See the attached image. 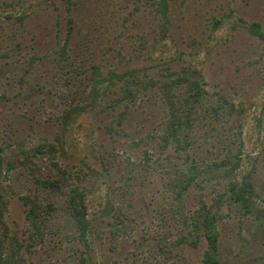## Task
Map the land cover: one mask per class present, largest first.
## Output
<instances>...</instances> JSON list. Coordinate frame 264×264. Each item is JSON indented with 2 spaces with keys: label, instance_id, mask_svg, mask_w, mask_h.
I'll return each mask as SVG.
<instances>
[{
  "label": "rangeland",
  "instance_id": "rangeland-1",
  "mask_svg": "<svg viewBox=\"0 0 264 264\" xmlns=\"http://www.w3.org/2000/svg\"><path fill=\"white\" fill-rule=\"evenodd\" d=\"M136 76L148 88L124 98ZM193 81L205 101L181 149L165 131ZM51 157L84 192L85 240L31 218ZM247 182L252 213L219 208L220 264H264V0H0V264H203L198 211Z\"/></svg>",
  "mask_w": 264,
  "mask_h": 264
},
{
  "label": "trees",
  "instance_id": "trees-1",
  "mask_svg": "<svg viewBox=\"0 0 264 264\" xmlns=\"http://www.w3.org/2000/svg\"><path fill=\"white\" fill-rule=\"evenodd\" d=\"M251 32L257 33L258 31L252 30ZM148 85L139 76L126 79L122 85L124 98H136L143 89L148 88ZM200 88L198 81H193L187 86L178 102L174 103L180 107V110L174 112L167 122L166 138L172 139L181 149H187L192 143L193 112L199 104L205 101ZM209 107L218 120L229 119L234 111L233 105H229L227 101L223 102L221 99L211 102ZM235 165L236 163H233L229 171H232L236 167ZM192 180L193 176L180 171L169 177L167 189L176 197H180L189 188ZM37 183L34 195L25 197L26 203L30 205L33 222H36L40 216L47 215L49 217L46 221L48 226L53 225L68 237L85 240L89 219L84 203V192L75 185L72 173L63 168L54 157H51L44 176L37 179ZM253 193L254 188L250 182L242 186L231 183L229 191L227 189L219 191L215 199L216 205H213L214 208L205 207L198 211L193 221L194 233L190 236L189 242L197 246L200 238L206 237L208 248L203 256V264H220L217 221L220 216L221 204L226 202L233 213L248 216L254 211L249 198V195H253ZM5 209L6 202L0 190V237L6 232L4 230ZM58 218L62 219L58 220Z\"/></svg>",
  "mask_w": 264,
  "mask_h": 264
}]
</instances>
